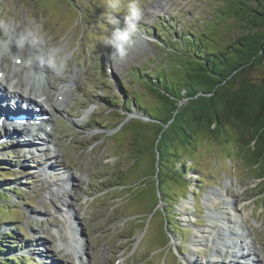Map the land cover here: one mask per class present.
<instances>
[{
    "label": "rangeland",
    "instance_id": "374dc122",
    "mask_svg": "<svg viewBox=\"0 0 264 264\" xmlns=\"http://www.w3.org/2000/svg\"><path fill=\"white\" fill-rule=\"evenodd\" d=\"M224 1L136 0L142 18L129 21L134 31L121 57L107 38L126 27L129 0H0V44L10 41L0 50L4 66L16 65L23 82L28 72L49 71L54 102L68 90L53 122L50 141L59 157L52 169L82 179L69 191L61 173L35 170L50 155L33 150L29 157L16 140L0 144V231L21 264L74 261L81 250L71 240L76 215L91 264H233L235 245L242 249L234 255L264 261L263 163L251 168L258 162L230 125L217 135L197 131L189 138L172 130L173 138L168 142L166 135L159 145L158 119L168 108L147 78L160 77L164 87L167 75L181 77L166 43L172 29L213 33L221 47L233 42L241 30L231 12L207 28L225 10ZM160 25L158 39L152 29ZM15 47L17 55L5 54ZM263 78L264 65L252 73L256 82ZM213 192L221 196L209 204ZM218 214L226 221L218 217L213 224ZM201 234L205 240L197 242Z\"/></svg>",
    "mask_w": 264,
    "mask_h": 264
},
{
    "label": "trees",
    "instance_id": "16d2710c",
    "mask_svg": "<svg viewBox=\"0 0 264 264\" xmlns=\"http://www.w3.org/2000/svg\"><path fill=\"white\" fill-rule=\"evenodd\" d=\"M223 6L225 10H219L207 28H214L222 12H231L241 30L224 47L216 43L213 33L167 31L166 43L172 45L170 55L177 58L175 71L181 77L173 81L167 75L164 87L160 77L158 82L147 77L168 108L167 114L158 119L163 127L157 142L162 144L172 130L176 136L189 138L197 131L217 135L230 125L239 134L241 145H247L245 150L251 151L258 162L251 168L262 163L264 166V78L260 82L252 79V73L264 65V0H225ZM135 108L144 112L137 103ZM170 136L168 142L173 138ZM160 153L161 166L160 157L164 154L161 150ZM180 163L181 169L186 170L187 162ZM260 178H264V172ZM4 183L0 181V185ZM6 240L0 231V264H21L18 250Z\"/></svg>",
    "mask_w": 264,
    "mask_h": 264
},
{
    "label": "bare ground",
    "instance_id": "6f19581e",
    "mask_svg": "<svg viewBox=\"0 0 264 264\" xmlns=\"http://www.w3.org/2000/svg\"><path fill=\"white\" fill-rule=\"evenodd\" d=\"M14 30V29H13ZM27 33V32H26ZM1 41V40H0ZM10 43V41H8V42H3V43H1L0 44V50H2L5 46H7L8 44ZM8 50V53H5L6 55H10V54H13V55H17V52L15 53V51H17V48L15 47V48H13V49H10V48H8L7 49ZM23 50V49H22ZM19 55V54H18ZM13 57V56H12ZM18 59H19V57H18ZM6 60H7V58H6V56L5 55H3L1 52H0V74H2V76L5 78V81L7 82V83H11V84H13L14 85V87H13V89H15L16 90V93L14 94V96H17V97H19V95L20 94H22V93H20L21 92V90L22 89H25L26 90V92L29 94L28 95V97H30V99H29V101H33V100H35V98H37V99H42L43 100V103L44 104H50V103H52V117L53 116H55V115H57V114H59L62 110H61V105L58 103L57 104V101L58 102H60L58 99H56L57 101H56V103L53 101V96L48 92L47 93V87H50V88H53V86H52V84H51V81H49V76H50V74L48 73V72H46V73H48V77L46 76V75H44L43 73H42V71L41 72H38V71H36V72H28L27 74H29L28 75V80H26V79H22V80H26V81H18L17 80V77H18V72H15L14 70H10V69H8L7 68V66H4V65H6ZM50 61V60H49ZM17 65H18V63H16ZM19 66V65H18ZM10 67V66H9ZM12 68V67H11ZM44 72V71H43ZM22 78V77H21ZM4 79H1L0 78V83H1V86H4L5 85V83H4V81H3ZM0 86V96H7L6 94L4 95V94H2L1 92H2V89H4L3 87H1ZM41 92V94H42V92H43V94L42 95H37L36 93L37 92ZM64 93H66L64 90L62 91H60V96H63L64 95ZM40 94V93H39ZM8 97V96H7ZM33 99V100H32ZM36 107V106H35ZM59 110H61L60 112H59ZM21 112H25V113H28V115H29V118L30 119H33V120H35L38 116H39V114H37V113H34L35 111H34V109H33V105L31 106V109H28V111H26L24 108H22L21 107V109L20 108H14V109H12V108H10V106H9V104H8V102H7V100L6 99H2L1 100V108H0V118L1 117H5V116H7V115H12V114H17V113H21ZM59 112V113H58ZM29 119V120H30ZM2 120V119H1ZM15 123H17L18 124V122H15ZM19 124H21V123H19ZM84 139V138H83ZM78 142V141H77ZM86 171V170H85ZM90 171V170H89ZM49 173V172H48ZM90 173V172H89ZM58 176V175H57ZM61 179H64V180H60L61 181V183H63V184H68L70 187H73V186H77V184H81V182H82V179L81 178H79V176L78 177H75V175H72L71 173H68V175H66V178H64V175L63 176H61L60 177ZM60 181L57 179V181H56V179H55V181L54 182H56V184H58V183H60ZM65 182V183H64ZM84 182V181H83ZM54 185H55V183H53ZM52 185H50V187H51ZM79 186V185H78ZM46 188H49V185L48 186H46ZM78 189H79V187H77ZM98 189V188H97ZM220 191H222V192H227V190H225V189H223V188H221L220 189ZM217 192V191H216ZM216 192H213V193H211V195H210V197L207 199V202L209 203V204H215L219 199H220V194H218V193H216ZM55 197V196H54ZM54 201L56 202V201H60V196L58 195V196H56L55 197V199H54ZM57 205V204H56ZM188 205H189V203H188ZM241 214V213H240ZM238 216V215H237ZM242 216L243 217H245V219L248 217V214L247 213H243L242 214ZM218 217H220L221 219H224L225 221H226V219H225V216L224 215H222V214H218V216L216 217V218H214V220H213V224H217L218 222H219V218ZM242 217V218H243ZM238 218H241L240 216H238ZM241 218V219H242ZM79 219V217H78V215H76V217L74 218V220H72L73 221V223L75 224V225H77V220ZM244 219V220H245ZM240 220V219H239ZM231 223V220L229 219V220H227V222L226 223H229V222ZM236 223H239V221H237ZM73 224V225H74ZM226 225V224H225ZM87 226V225H86ZM78 227V226H77ZM79 227H80V225H79ZM248 227H245V230L247 229ZM76 229V228H75ZM251 230V229H250ZM249 230V231H250ZM76 231V230H75ZM248 231V237L250 236V232ZM253 233V232H252ZM84 236V235H83ZM246 236H247V234H246ZM195 238H196V241L197 242H202V241H204L205 240V235L204 234H201V235H199V236H195ZM99 243V242H98ZM255 243H253V247L254 248H256L255 247V245H254ZM240 248V249H242L241 248V246H239V245H235V247L234 248ZM239 249V250H240ZM87 250V249H86ZM87 253H89V247H88V252ZM234 254V253H233ZM236 255V254H235ZM255 256V255H254ZM233 257H235V256H232V258ZM255 257H257V256H255ZM243 254H242V256L241 257H239L238 256V259L236 258L235 260V262L233 263V264H242V263H244V261H243ZM247 261V260H246ZM88 264H91V262H89V260H88ZM101 264V263H100ZM103 264H105V263H103ZM229 264H232V260L229 262Z\"/></svg>",
    "mask_w": 264,
    "mask_h": 264
},
{
    "label": "clouds",
    "instance_id": "9594fccd",
    "mask_svg": "<svg viewBox=\"0 0 264 264\" xmlns=\"http://www.w3.org/2000/svg\"><path fill=\"white\" fill-rule=\"evenodd\" d=\"M115 7V5H113ZM142 18V11L137 6L136 0H129V14L125 18L126 27L116 28L110 37L107 38V45L116 49L117 53L123 57L126 54V47L131 43L134 24L129 21L138 22ZM111 22V20L109 21ZM118 23V21H117Z\"/></svg>",
    "mask_w": 264,
    "mask_h": 264
}]
</instances>
